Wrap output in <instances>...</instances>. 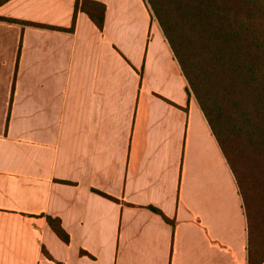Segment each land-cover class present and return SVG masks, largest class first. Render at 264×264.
<instances>
[{"label":"crops","instance_id":"obj_1","mask_svg":"<svg viewBox=\"0 0 264 264\" xmlns=\"http://www.w3.org/2000/svg\"><path fill=\"white\" fill-rule=\"evenodd\" d=\"M99 1L103 30L83 11L72 33L0 20V264H247L236 178L159 22ZM74 4L0 16L70 27Z\"/></svg>","mask_w":264,"mask_h":264},{"label":"trees","instance_id":"obj_2","mask_svg":"<svg viewBox=\"0 0 264 264\" xmlns=\"http://www.w3.org/2000/svg\"><path fill=\"white\" fill-rule=\"evenodd\" d=\"M6 1L0 0V4ZM145 1L170 43L187 79L188 95L198 101L234 173L239 191L234 165L238 156L249 162V174L258 175L260 183H263L264 0ZM106 10V4L99 0H75L70 27L5 16H0V20L72 33L80 11L86 12L103 30ZM94 191L120 201L103 191ZM240 194L247 223V264H262L264 224L259 218L250 216L248 210L251 205H247L241 191ZM148 208L160 214L166 222L176 225V220L168 217L160 208L154 205ZM258 212L259 216L260 213L264 216V195L258 204ZM46 218L58 237L69 243L71 236L63 227L60 217L46 215ZM43 251L54 259L45 247ZM80 253L92 256L83 249Z\"/></svg>","mask_w":264,"mask_h":264},{"label":"rangeland","instance_id":"obj_3","mask_svg":"<svg viewBox=\"0 0 264 264\" xmlns=\"http://www.w3.org/2000/svg\"><path fill=\"white\" fill-rule=\"evenodd\" d=\"M248 163L249 162H246L244 158L239 156L237 161L234 162L238 183L240 185V191L244 195L247 205L248 203L251 205V209L248 210L250 216L254 219L256 217L259 218L264 224V216L262 217V213H260L259 216L258 212V204L261 200V197L264 195V182L260 183V177L253 174L251 171L250 173H252V175L249 174L247 170V166L249 165Z\"/></svg>","mask_w":264,"mask_h":264}]
</instances>
